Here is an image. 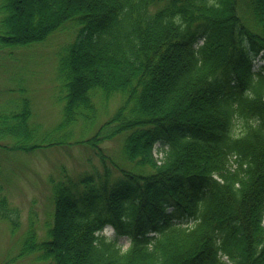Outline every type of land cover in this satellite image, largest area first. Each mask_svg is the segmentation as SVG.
Segmentation results:
<instances>
[{
    "label": "trees",
    "instance_id": "trees-1",
    "mask_svg": "<svg viewBox=\"0 0 264 264\" xmlns=\"http://www.w3.org/2000/svg\"><path fill=\"white\" fill-rule=\"evenodd\" d=\"M20 2L0 1V48L42 41L68 19L79 24L59 60L58 126L90 120L95 102L119 96L88 141L126 132L130 164L112 175L98 145L102 172L53 182L52 224L44 237L29 229L20 255L37 251L49 264H264V0H42L13 20ZM30 116L27 96L0 111L13 147L43 145L28 143ZM3 219L15 227L19 210L0 193ZM106 223L110 239L97 234Z\"/></svg>",
    "mask_w": 264,
    "mask_h": 264
},
{
    "label": "rangeland",
    "instance_id": "rangeland-1",
    "mask_svg": "<svg viewBox=\"0 0 264 264\" xmlns=\"http://www.w3.org/2000/svg\"><path fill=\"white\" fill-rule=\"evenodd\" d=\"M36 3L42 6V0H21L14 11L21 13L27 5L34 7ZM24 25L22 22L15 28L20 30ZM78 28L79 24L68 19L42 41L0 48V111L19 109L22 98L27 96L31 109L29 125L36 129L35 137L28 143H43L32 149L15 148L13 145L17 140L0 134V193L19 210L17 226L12 227L8 219L0 220V264H49L38 258L37 251L20 255L26 232L32 229L38 237H44L51 226L53 182L63 180L66 175L77 177L104 168L98 145L108 156L107 166L112 175L117 174L116 167L130 165L121 151L126 132L96 144L88 141L116 111L121 101L119 96L108 102H95L96 115L90 120L80 119L65 127L58 126L63 104L60 97L64 93L58 72L59 60ZM261 63L257 56L254 68ZM11 86L16 87L14 92L10 90ZM22 86L26 88L24 92L19 89ZM153 152L156 157L162 156L158 147ZM119 243L126 248L129 241L121 236Z\"/></svg>",
    "mask_w": 264,
    "mask_h": 264
},
{
    "label": "bare ground",
    "instance_id": "bare-ground-1",
    "mask_svg": "<svg viewBox=\"0 0 264 264\" xmlns=\"http://www.w3.org/2000/svg\"><path fill=\"white\" fill-rule=\"evenodd\" d=\"M25 1H27V0H25ZM12 9L13 10H15L16 9V4H14L13 6H12ZM30 10V7L29 6H27L26 7V9L23 11V12H19V13H16L15 11V13H14V18H13V20H16V19H18V18H21V17H23V16H25L27 13H28V11ZM18 15H21V16H18ZM30 44V43H29ZM26 45H28V44H26ZM83 61H84V59H82ZM85 85V81L84 80H81V81H77V84H76V86H75V91L77 92L78 90L80 91V88H82L83 86ZM24 98V97H23ZM23 98H22V101H23ZM31 117V116H30ZM47 136H45V138H46ZM67 177H70V176H68V175H66L65 176V178L64 179H66ZM70 178H74V177H70ZM63 179V180H64ZM105 225V227H104V229H110L111 230V232H115V228H114V226H113V224H111V223H106V224H104Z\"/></svg>",
    "mask_w": 264,
    "mask_h": 264
}]
</instances>
